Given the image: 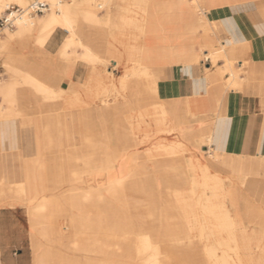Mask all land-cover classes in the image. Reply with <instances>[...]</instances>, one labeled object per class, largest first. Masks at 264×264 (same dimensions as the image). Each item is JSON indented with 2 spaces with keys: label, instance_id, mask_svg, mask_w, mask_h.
Segmentation results:
<instances>
[{
  "label": "bare ground",
  "instance_id": "obj_1",
  "mask_svg": "<svg viewBox=\"0 0 264 264\" xmlns=\"http://www.w3.org/2000/svg\"><path fill=\"white\" fill-rule=\"evenodd\" d=\"M30 1L0 0V16L10 5L24 8ZM49 1L47 12L19 17L16 30L2 36L1 48H12L17 40L38 51L57 27L64 28L68 36L59 59L85 61L87 82L57 88L56 78L35 70L37 64L24 56L23 68L7 62L10 75L0 79V122L60 107L81 109L78 134L84 140L78 152L70 153V176L53 181L56 191L46 179L44 191L52 194L23 200L29 205L30 225L54 244L52 251L62 246L74 251L53 252L47 264H80L79 249L95 248L92 236L99 230H109L120 242L105 252L118 259L84 257L85 264H119L121 257L126 264H264V152H243L238 124L248 122L249 112L229 109L230 104H241L245 88L231 51L240 42L251 48V41L237 37L228 48L222 41L218 48L208 46L213 49L204 55L211 64L224 58L216 73L223 78L222 89L212 111L201 112L157 80L144 33L145 15L153 7H146L148 0H131L129 9L126 0ZM189 1L193 10L201 11L202 0ZM205 13L201 19L207 22ZM95 33L101 44H94ZM108 54L113 67L121 70L116 78L104 71ZM97 103L101 107L94 114ZM95 116L98 126L93 124ZM160 134H179L182 140L151 143ZM190 145H207L215 153L202 161ZM141 146L146 147L139 150ZM225 169L224 176L220 170ZM97 174H105V181L95 183ZM160 193L163 198L157 200ZM106 216L109 227L95 229L94 223Z\"/></svg>",
  "mask_w": 264,
  "mask_h": 264
},
{
  "label": "crops",
  "instance_id": "obj_2",
  "mask_svg": "<svg viewBox=\"0 0 264 264\" xmlns=\"http://www.w3.org/2000/svg\"><path fill=\"white\" fill-rule=\"evenodd\" d=\"M202 1L201 11L193 10L189 0L146 1L147 8L153 7L145 15L144 33L150 49V65L155 68L157 80L166 84L167 91L171 89L178 98L187 97L192 107L210 112L216 105L214 99L221 94L222 82L218 74H205L197 62L201 55L209 52L208 46L221 41L230 46L237 37L251 41V48L245 44L235 45L231 51L234 60L245 58L248 65L250 55L253 62H264L263 0ZM204 11L206 19L213 24L215 22L216 31L209 30L208 23L201 19ZM67 36L64 28L57 27L39 48L41 55L32 56L37 65L48 70L49 78H56L57 88L64 90L72 84H85L88 80V64L85 61L59 59V48ZM95 41L101 44L99 39ZM15 49L19 47L15 46ZM109 51L112 53L113 47ZM76 52L80 53L81 49L77 48ZM22 54L27 55L28 50L25 49ZM263 72L262 67L250 70V73L258 75ZM81 96L85 97L83 92ZM253 104L254 111L246 112L248 122L243 119L238 128L240 143L245 147L243 152L256 156L260 150L264 152V100L255 99ZM97 106L101 107L99 103L94 104V114L98 112ZM80 113L79 108L60 107L57 112L28 113L19 120L4 119L0 122V171L4 182L0 185V264L51 262L45 260L52 253L51 245L36 262L38 253L35 249L44 244V239L30 225L29 205L19 201L52 194L44 191L48 189L46 179L53 191H56L53 181L60 177L68 179L69 169H59L58 164L60 166L59 159H62L60 157L64 155L65 148L83 144L84 139L78 134L82 129ZM170 136L174 137L173 134ZM213 162L216 164V161ZM96 177V183L105 181V174H97Z\"/></svg>",
  "mask_w": 264,
  "mask_h": 264
},
{
  "label": "rangeland",
  "instance_id": "obj_3",
  "mask_svg": "<svg viewBox=\"0 0 264 264\" xmlns=\"http://www.w3.org/2000/svg\"><path fill=\"white\" fill-rule=\"evenodd\" d=\"M46 1H49V0H46ZM72 1L73 0H62L61 2L62 3H70ZM125 3H126L125 5L127 6L128 9L129 8H132L133 3H131V0H126ZM262 3H261L263 5L262 6V13L264 15V0L262 1ZM94 4H96V0H94ZM16 7H18V6H16ZM4 11L1 13V15L4 13ZM98 14L101 15V14H103V12L100 11V12H98ZM27 17L33 18V17H37V16H28L27 15ZM207 23H208L207 25H208V29L209 30L211 28L212 30H215L216 31V24H215V22L213 24V22H210V21L207 20ZM123 29H124L123 30V32H124L123 34H125L127 27L124 26ZM15 30H16V27L13 28V29H4L1 32V36H0L1 37L0 38V65L2 66L3 69H2L1 74H0V79H2V80H7V78L10 75L8 73V71L6 70V63L7 62H10V63L14 64L17 68L21 69L24 66V63H23V60L22 59H25L26 58L25 60L35 63L36 60H34L32 58V56L39 57L41 55L40 52H38L36 50V48L28 47V46H23L17 40L14 42V45L12 46V48L11 47L9 49H3V48H1L2 36L6 32H14ZM92 37H96L95 40L98 39V33H95V36L93 34ZM31 41H32V39L29 40V42H31ZM244 43L245 42H240V44H244ZM94 44H96V41L94 42ZM217 44H218V42L215 43V45H213V46H215L216 48H218L220 45L219 44L217 45ZM236 45H239V44H236ZM15 46H18L19 49L16 50L15 49ZM228 47L229 46H226L225 45V48H228ZM75 48H80V47L76 46ZM25 49L28 50V54L27 55L22 54ZM207 49L208 50H212L213 47L212 48L210 47V48H207ZM31 51H33V53H31ZM227 54H229V52H227ZM23 56L25 58H23ZM111 57H112L111 55H109V54L107 55V57H106L107 58V61L103 64V68H104V71L105 72L109 70L110 76H113L114 78H116L121 73V70L118 69V68H114L113 67V64H112V61H111V59H112ZM75 59H79V58L78 57H75ZM240 59L242 61L245 60V58H242V57ZM240 59L234 60V63H233L234 65L233 66L236 69H238V70L240 68V71L238 73H239L240 78H242V83H243V85L245 87L244 88V91H243L244 97H243V99L241 101V104L231 105L229 109L231 110V112H235V111H239V113L252 112V111H254L253 110V105H254L253 104V100H255V99H263L264 100V72L263 73H260L258 75V74H252V73H250V70H251V68H254V67H256V68H259V67L264 68V62H258V63L253 62L251 60V56L249 55V57H248L249 64L248 65H245V66L244 65H241L240 66V62H238V61H240ZM223 60H224L223 57L222 58H218V60L215 62V64H211V59L208 56H206V55L203 54V55L200 56V59L197 62V64L200 65V67L202 68L203 72H205V74H208V73H214V74H216L217 73V70L219 68H222V66L224 64ZM34 69L35 70L42 69V71L44 73L47 72V76L49 75L48 74V70L46 68H44L42 65L34 66ZM51 79H54V77H51ZM222 79H220L219 81L222 82ZM52 112H57V111H52ZM231 112H229V114H231ZM46 113H49V112H46ZM32 114H34V113H32ZM20 116L22 117V115H20ZM4 119H8V117H3L1 119V121H4ZM15 120H19V119H15ZM99 122H100L99 117L98 116H95L94 121H93V124L95 126L96 125L98 126L99 125ZM159 136L158 135H155L154 137H156V138L153 137L152 140H151L152 141L151 143H154V142L169 143V141H171V140L172 141L173 140H177L178 138L179 139H182L179 134L174 135V137L170 136V134L169 135H161L160 134ZM81 146L82 145H78L77 147H73V148H68L67 147L64 150L62 148L63 151H68V152L66 153V156L63 159H59L60 160V166L58 164V168L59 169L61 167H63L64 169H68V168L70 169V167L73 168L74 167V164L72 165V162L70 160V153L78 152V150L81 149ZM145 147L146 146H143V147L141 146V147H138V149L139 150H143ZM200 147L201 148H199V149L197 148L196 149L192 145H190L189 148L191 149L192 152L194 151L193 153H195L196 155H198L199 158H201L202 161H204L206 159H211L213 157V154L215 153V149L209 148V147H207V145L206 146L205 145H201ZM248 156H254V155H248ZM149 167L151 168L152 166H148V169H150ZM220 172H221V174H223L225 176V174L227 173V170L226 169L225 170H220ZM65 175H67V173ZM158 176H159V174L157 173V177ZM68 177H69V175H68ZM88 180L90 181L91 179L89 178ZM158 184H159V186L163 187L160 181L158 182ZM0 185H4L3 176H2L1 171H0ZM68 187L69 186H66V188H64V189H68ZM102 194L105 195V191L104 190H102ZM156 198H157V200H160V199L163 198V195L160 193L158 196H156ZM19 202L24 203L25 201L24 202L23 201H19ZM102 207L106 209L105 206H102ZM114 209H115V206H113V209L112 210H114ZM107 214H108V212H107ZM28 218H29V215H28ZM94 224H95L94 225L95 226V229L96 228L97 229L98 228L100 229V228H102L104 226L109 227L108 216H106L104 219H102L100 221L99 220L96 221ZM104 224H106V225H104ZM78 226L80 228L81 225L79 224ZM92 238H94V239L91 242L93 244H95L96 247L95 248H88V249H84V250L82 248L79 249L78 254L80 256V258H79L80 264H85L84 257H86V259L88 258V259H92V260L93 259H95V260L96 259H102V258L104 260L105 259L109 260L111 258L112 260L117 261L116 259H118V256L116 257L114 255V256H111L110 257V255L105 254V252H110V244H112V245H114V244L115 245L116 244L119 245L120 244L119 241H116L115 239L112 238V236H109V230H99L98 234L95 233L92 236ZM43 243L44 244H41L40 247H36V249H35L36 250V253H38L37 258H36V262L38 261L37 260L38 257L39 256H42V254L45 251V249H46L47 246H50L51 245L52 248L55 247L53 243H51L50 241H47L45 239H44V242ZM106 245H107V247H106ZM53 252L54 253L56 252V255L58 253H62V252H65V253H68V254L70 253L71 255H73L72 252H74V251L69 250L68 247H65V246H62V247L58 248V250L56 248V251H52V253L50 254V256L45 259L46 261H49V260L51 261ZM81 256H83V257L81 258ZM107 256H109V257H107ZM125 261L126 260L123 257H121L120 260H119V264H126ZM37 263L39 264V262H37ZM129 263L132 264V262H129ZM135 264H141V263L140 262H136Z\"/></svg>",
  "mask_w": 264,
  "mask_h": 264
},
{
  "label": "built area",
  "instance_id": "obj_4",
  "mask_svg": "<svg viewBox=\"0 0 264 264\" xmlns=\"http://www.w3.org/2000/svg\"><path fill=\"white\" fill-rule=\"evenodd\" d=\"M62 1V0H58ZM51 5L44 0H31L26 7H7L4 13L0 16V36L4 29H13L16 27L15 22L22 15L26 14L28 16H38V14H43L50 9ZM2 66L0 65V74L2 71Z\"/></svg>",
  "mask_w": 264,
  "mask_h": 264
}]
</instances>
